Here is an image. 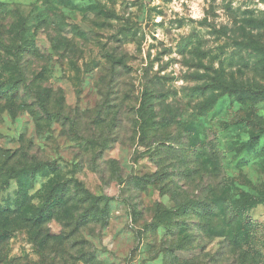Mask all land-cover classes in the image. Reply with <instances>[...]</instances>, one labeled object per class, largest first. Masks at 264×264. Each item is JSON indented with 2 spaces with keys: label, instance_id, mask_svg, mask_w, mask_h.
<instances>
[{
  "label": "rangeland",
  "instance_id": "374dc122",
  "mask_svg": "<svg viewBox=\"0 0 264 264\" xmlns=\"http://www.w3.org/2000/svg\"><path fill=\"white\" fill-rule=\"evenodd\" d=\"M21 74L0 264H264V0H0Z\"/></svg>",
  "mask_w": 264,
  "mask_h": 264
},
{
  "label": "trees",
  "instance_id": "16d2710c",
  "mask_svg": "<svg viewBox=\"0 0 264 264\" xmlns=\"http://www.w3.org/2000/svg\"><path fill=\"white\" fill-rule=\"evenodd\" d=\"M24 78L22 76V74L20 75V78H10L8 79L5 83L1 84L0 83V100H6L7 102L12 101L14 102L15 98L24 95V91L27 92V95H29V91H31L30 86L27 85V83L25 82ZM24 86V88H23ZM50 94V90L46 89L45 91H42L38 94L37 99L39 100V105L42 106V109L48 114V111L46 110V106H45V98H48ZM11 103V102H9ZM36 121L39 120V118H35ZM47 165L44 164H36V166L33 168V170H37V169H43L45 168ZM38 167V168H37ZM1 170V168H0ZM28 168H24L22 169V171H27ZM21 171V172H22ZM87 197H91L92 195L90 193H86ZM64 202L63 201H59L56 202L54 204H49L48 207L46 209H44L48 215L47 216H41L40 217V221H44L45 219H53L55 217L56 212H59V210H57L59 207H63ZM57 210V211H56ZM248 225H250V221H247ZM241 231H238V235L239 237L242 239V241H244L247 245L248 241L250 240V236L248 233H246L245 231H243L242 228H240ZM234 245H238L237 243H235ZM244 253V258L250 262H252L253 264L257 263V252H251V251H247V252H243Z\"/></svg>",
  "mask_w": 264,
  "mask_h": 264
}]
</instances>
